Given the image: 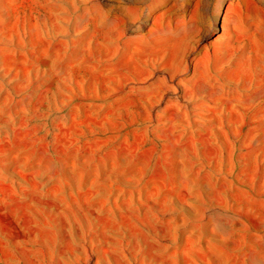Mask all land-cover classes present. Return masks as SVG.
I'll list each match as a JSON object with an SVG mask.
<instances>
[{"label": "rangeland", "instance_id": "1", "mask_svg": "<svg viewBox=\"0 0 264 264\" xmlns=\"http://www.w3.org/2000/svg\"><path fill=\"white\" fill-rule=\"evenodd\" d=\"M0 264H264V0H0Z\"/></svg>", "mask_w": 264, "mask_h": 264}, {"label": "bare ground", "instance_id": "2", "mask_svg": "<svg viewBox=\"0 0 264 264\" xmlns=\"http://www.w3.org/2000/svg\"><path fill=\"white\" fill-rule=\"evenodd\" d=\"M208 5V4H207Z\"/></svg>", "mask_w": 264, "mask_h": 264}]
</instances>
